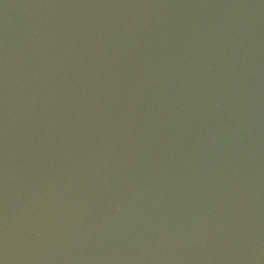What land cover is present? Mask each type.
Segmentation results:
<instances>
[{
    "label": "water",
    "instance_id": "obj_1",
    "mask_svg": "<svg viewBox=\"0 0 264 264\" xmlns=\"http://www.w3.org/2000/svg\"><path fill=\"white\" fill-rule=\"evenodd\" d=\"M0 264H264V0H0Z\"/></svg>",
    "mask_w": 264,
    "mask_h": 264
}]
</instances>
